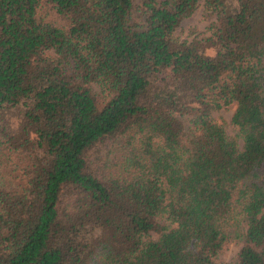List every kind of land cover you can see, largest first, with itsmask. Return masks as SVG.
<instances>
[{"label": "trees", "instance_id": "1", "mask_svg": "<svg viewBox=\"0 0 264 264\" xmlns=\"http://www.w3.org/2000/svg\"><path fill=\"white\" fill-rule=\"evenodd\" d=\"M200 3L211 33L179 41ZM232 241L264 264V0H0V264H229Z\"/></svg>", "mask_w": 264, "mask_h": 264}, {"label": "rangeland", "instance_id": "2", "mask_svg": "<svg viewBox=\"0 0 264 264\" xmlns=\"http://www.w3.org/2000/svg\"><path fill=\"white\" fill-rule=\"evenodd\" d=\"M213 22L214 16L205 11L200 3L190 16L183 18L180 21L178 26L175 28L173 35L179 41H190L192 39L196 40L204 38L211 33ZM205 53L211 55L213 54V50L211 48H206ZM233 109V105L220 108L212 111L211 116L217 122L222 124L227 137L230 140L235 141L238 146H241V139L238 136L237 128L231 123ZM9 120L14 125L18 121V117L10 113ZM241 244L242 241H232L228 243L227 247L219 254L218 259L220 261L233 264Z\"/></svg>", "mask_w": 264, "mask_h": 264}]
</instances>
